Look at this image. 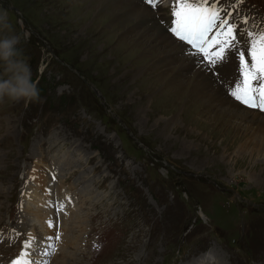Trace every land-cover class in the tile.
<instances>
[{
	"label": "rangeland",
	"instance_id": "rangeland-1",
	"mask_svg": "<svg viewBox=\"0 0 264 264\" xmlns=\"http://www.w3.org/2000/svg\"><path fill=\"white\" fill-rule=\"evenodd\" d=\"M93 2L0 0V16L12 26L0 38L20 37L40 94L30 103L0 102V264L23 252L36 264H264V151L239 150L250 118L237 124L217 114V107H236L203 95L197 72L168 64L157 31L141 16L123 5L113 11L115 0L92 11ZM220 3L234 17L264 22V0ZM159 8L155 20L166 29L173 0ZM228 61L234 75L221 74L236 80V61ZM211 74L223 84L219 72ZM198 97L208 104L184 109ZM34 173L69 188L81 213L66 239L75 243L54 246L39 225H29L46 203ZM82 184L93 205L78 192ZM53 210L59 228L63 216ZM203 251L212 253L210 263L194 259Z\"/></svg>",
	"mask_w": 264,
	"mask_h": 264
},
{
	"label": "bare ground",
	"instance_id": "bare-ground-1",
	"mask_svg": "<svg viewBox=\"0 0 264 264\" xmlns=\"http://www.w3.org/2000/svg\"><path fill=\"white\" fill-rule=\"evenodd\" d=\"M141 1V2H140ZM86 2V1H85ZM95 4H93V10L97 9V5L98 3H103L105 2V0H94ZM93 2V3H94ZM111 2V1H110ZM143 2V3H142ZM75 3V2H74ZM148 5L145 0H115L114 3H112V8L113 11H116L117 9H119L120 5L126 9L127 14L130 15H134L135 16H141L143 21L146 22L147 24L151 25L152 29H155L157 31L156 36L158 38V42L160 44V48H161V52L163 54H166V59H170L167 63L168 64H175L181 63L183 66V69L186 70L187 72L189 71L190 73H192V75L194 73H198L199 77L196 78L197 83L200 84L203 88V90L205 91V93H203V95H209L211 97H215L217 99L220 100V105L222 104H227L230 106H234L235 108H231V107H225V108H216V112L218 114V112L222 114H228L231 117H233V120L235 119L237 121V124H243L244 120L246 119V117H249V121H245L244 126H242V130L239 132L240 134V138H242V141L240 143L239 146V150L241 152L243 151H247L249 152L251 155H254L255 153H258L260 151H264V113H259L256 112L254 110L250 111L244 108H247V106H245L242 102L241 105L237 102H235L234 100L231 99V96L229 94L228 91V87L233 88L235 86V84L233 83V81H238L239 79L242 80V78H240L238 76V71H237V79H231L230 76L228 75H222L221 73L223 72V69L225 68L228 72V74H230L231 76L234 75V66H233V62L227 61V63L222 66L219 70V80L223 82V84L218 83L215 81V79L212 77L211 74V69L208 67L207 63L203 60V59H196L198 58V55L195 52L190 51L188 48H186L180 41L176 40V38H174V36H172V32L170 31L169 25H167V28L165 29L164 26L160 25V23L155 20L157 19L158 16V12L160 10L157 9L156 7L150 6V8L146 5ZM101 5V4H100ZM107 5V4H106ZM78 7V6H77ZM91 7V6H90ZM101 7V6H99ZM68 10V9H67ZM79 10V9H78ZM83 10V9H82ZM90 10V9H89ZM81 11V10H80ZM102 11V10H101ZM124 11V10H123ZM78 12V11H77ZM125 12V11H124ZM123 12V13H124ZM100 13V12H99ZM229 13V11H228ZM126 14V15H127ZM230 14V13H229ZM77 15V13H76ZM84 15V14H83ZM89 15V14H88ZM109 16V15H108ZM107 16V17H108ZM64 17V16H63ZM130 17V16H129ZM128 17V18H129ZM232 19L239 23L238 18L234 17L233 15H231ZM242 17V14L239 15V18ZM118 19V18H117ZM124 19V18H123ZM175 17L170 20L171 24L174 21ZM108 20V19H107ZM141 20V19H140ZM162 20H164L165 22V18H163ZM116 21V20H115ZM161 21V20H160ZM170 21L167 22V24H170ZM139 22V21H138ZM77 23V21H76ZM82 23V22H80ZM101 23V22H100ZM114 23V22H113ZM166 23V22H165ZM79 25V23H77ZM75 24V25H77ZM104 24V23H103ZM144 24V23H143ZM130 25V24H129ZM128 25V26H129ZM134 25V24H133ZM147 25V26H149ZM127 26V25H126ZM242 26V25H241ZM94 27V26H93ZM130 27V26H129ZM141 27V26H138ZM163 29H162V28ZM252 24L249 25L247 28H251ZM72 28V27H71ZM146 28V27H145ZM56 29V28H55ZM136 29V27H135ZM129 30V29H128ZM243 30V29H241ZM112 31V30H111ZM92 32V31H91ZM116 32V31H115ZM119 33V32H118ZM117 33V34H118ZM130 33V32H129ZM128 33V34H129ZM135 33L134 35H138V32H133ZM115 34V33H114ZM127 34V32H126ZM144 36L146 40H147V34L145 31H142V33H140ZM152 35V34H151ZM132 36V35H131ZM146 36V37H145ZM114 37V36H113ZM129 37V36H128ZM81 38V37H80ZM131 38V37H130ZM85 39V38H84ZM150 39V38H149ZM152 40V39H151ZM155 40V39H154ZM81 41V40H80ZM114 41V40H113ZM112 41V43H113ZM124 41V39H123ZM136 41V40H135ZM145 42V41H144ZM155 42V41H154ZM147 44V43H146ZM158 44V43H156ZM152 45V44H151ZM154 45V44H153ZM152 45V46H153ZM131 46V45H130ZM133 46V45H132ZM135 46V45H134ZM150 46V45H149ZM142 47V45H141ZM169 47V49H168ZM140 48V47H139ZM157 48V47H156ZM152 49V48H151ZM118 50V49H117ZM143 50V49H142ZM137 51V50H136ZM143 53V52H142ZM152 53V52H151ZM137 56V55H136ZM152 57V56H151ZM158 60V59H157ZM150 62V61H149ZM148 63V62H147ZM151 63V62H150ZM92 64V63H91ZM164 64V63H163ZM161 66V65H160ZM170 66V67H171ZM152 67V66H151ZM156 67V65H155ZM175 67V66H174ZM177 68V67H176ZM168 68H166L167 70ZM178 69V68H177ZM192 69V70H191ZM144 70V69H143ZM177 71V70H176ZM192 71V72H191ZM142 73V72H141ZM162 73V72H161ZM164 73V72H163ZM179 73V72H178ZM216 72H213V74H215ZM146 75V74H145ZM150 75V74H149ZM178 75V74H177ZM179 76V75H178ZM182 75H180L181 77ZM190 76V75H189ZM169 77V76H168ZM176 77V76H175ZM184 77V76H183ZM165 80V79H164ZM163 80V81H164ZM172 80V79H171ZM187 80V79H186ZM140 81V79H139ZM144 81V80H143ZM194 81V80H193ZM173 82V80H172ZM177 82L181 85L184 86L185 84L188 85V83H186L184 80H181V78L179 80H177ZM167 83V82H166ZM165 83V84H166ZM146 84V83H145ZM153 84V83H152ZM173 84V83H172ZM221 86H219V85ZM170 85V84H169ZM179 85V86H180ZM197 85V84H196ZM147 86V85H146ZM164 86V85H163ZM171 86V85H170ZM144 87V85H143ZM173 87V85H172ZM195 87V86H194ZM146 88V87H145ZM167 88V87H166ZM165 88V91H166ZM177 88V87H176ZM143 89V88H142ZM170 89V88H169ZM185 89V88H184ZM163 90V89H162ZM118 91V90H117ZM148 91V90H147ZM153 91V90H152ZM196 91V90H195ZM150 92V91H149ZM163 92V91H162ZM172 92V91H170ZM187 92V91H186ZM191 92V91H190ZM184 93V92H183ZM171 94V93H170ZM189 94V93H188ZM198 94V93H197ZM200 94V93H199ZM229 96H227V95ZM175 95V94H174ZM182 96V94H180ZM190 95V94H189ZM195 95V94H194ZM184 96V95H183ZM208 96V97H209ZM189 97V96H188ZM206 97V96H205ZM206 97V98H208ZM210 97V98H211ZM170 98V97H169ZM168 98V99H169ZM139 100V99H138ZM144 100V99H143ZM187 100V99H186ZM202 101H205L204 98H194L193 100L190 99V105L188 104H183L184 109L188 108L190 109L191 107L197 106V104ZM218 100V101H219ZM200 101V102H199ZM206 104H208V101H205ZM215 102V101H214ZM171 103V102H170ZM174 103V100H173ZM176 103V102H175ZM201 103V104H202ZM163 104V103H161ZM179 104V103H178ZM177 104V106H178ZM200 104V105H201ZM168 105V104H167ZM218 105V104H217ZM199 106V105H198ZM158 107V106H157ZM162 107V106H161ZM176 107V106H174ZM206 107V106H205ZM209 107L213 106L211 105V102L209 103ZM140 108V107H139ZM168 108V107H167ZM172 108V107H171ZM204 108V107H202ZM239 108L243 109L245 111V113L239 112ZM161 109V108H160ZM175 109V108H174ZM173 109V110H174ZM206 109V108H205ZM172 110V109H171ZM196 110V109H195ZM202 110V109H201ZM188 111V110H187ZM155 113V112H154ZM153 113V114H154ZM171 113V112H170ZM174 113V112H173ZM206 113V112H205ZM150 115V114H149ZM248 115V116H247ZM202 116V115H201ZM209 116V113H208ZM205 118V117H204ZM210 118V116H209ZM223 118V117H222ZM217 119V118H216ZM124 120V119H123ZM231 120V119H230ZM166 121V120H165ZM174 121L173 117L170 119V122H168V125L172 124V122ZM222 121V120H221ZM218 122V121H217ZM160 124V123H159ZM165 124V123H164ZM229 124V122H228ZM231 124V123H230ZM236 125V124H235ZM255 125V126H253ZM166 127V126H165ZM219 127V126H218ZM231 128V127H230ZM240 128V127H239ZM249 130L251 132H249ZM166 131V130H165ZM233 131V130H232ZM222 133V132H221ZM229 133V132H228ZM225 134V133H224ZM236 134V133H235ZM228 136V135H227ZM220 137V135H219ZM237 138V137H236ZM226 139V138H225ZM239 140V139H238ZM234 141V140H233ZM230 142V141H229ZM224 143V142H223ZM236 143V142H235ZM234 143V144H235ZM36 145V144H35ZM232 146V145H231ZM128 149V148H127ZM40 171V170H39ZM37 172V171H36ZM40 174L38 173H34L33 176V185H34V190H39L42 192V194L46 199V203L44 202V205H41L39 208V205H37L38 207H36L37 212H35L36 214H33L34 218H27V221L30 220L31 222H29L30 226H35V225H39L40 228L45 232V234L47 235L48 241L51 240V243L55 246L57 244H61L62 247H64L65 244H67L68 242H74L73 240L77 241V238L75 239L73 234V240L69 239V241H66L67 237L69 236V233H72V228L76 227L80 220H81V213L79 212V207H77L74 203H73V199L70 198V194H69V188L68 187H64L63 185L61 186L60 190H59V186L61 184L57 183L56 186H58V188H56L55 186L50 185L49 183H46V178L45 176L43 177H37ZM37 177V178H36ZM75 182V181H74ZM73 182V184H74ZM72 184V185H73ZM83 186V184L79 187L78 192L82 193L83 195H90L89 203L91 205H93V201H92V190L91 192H85L84 190H81V187ZM59 190V193H56L55 190ZM58 192V191H57ZM56 193V194H55ZM57 195V196H56ZM59 197V198H57ZM52 198L55 199V202L52 201ZM94 201H97V198L94 197ZM61 205H63V208L61 209ZM58 209V211L61 213L59 216H63L62 221H59V228L55 226V223L58 222L56 217V213L55 211L52 209L55 208ZM33 208V207H32ZM78 208V209H77ZM52 211V212H51ZM34 212V210H33ZM58 216V217H59ZM35 221V223H33ZM27 224V223H26ZM52 226H49V225ZM29 226V227H30ZM57 229V230H56ZM34 231V230H32ZM35 236V235H34ZM59 236V239H57L56 237ZM75 243V242H74ZM50 244V243H49ZM48 244V245H49ZM51 246V245H50ZM73 245L71 244V247ZM59 250V247H58ZM24 253V252H23ZM29 254V253H28ZM67 254V253H65ZM212 253L209 252V254L207 253V256L209 257V255H211ZM204 257L206 258V255H200L198 257H194L195 260H198L199 258ZM70 258V257H69ZM20 261L24 262V261H30L28 255L27 257L25 256H20V258H18ZM17 259V260H18ZM60 259V258H59ZM63 259V258H62ZM65 259V257H64ZM202 260V259H201ZM198 263V262H196Z\"/></svg>",
	"mask_w": 264,
	"mask_h": 264
},
{
	"label": "snow or ice",
	"instance_id": "snow-or-ice-1",
	"mask_svg": "<svg viewBox=\"0 0 264 264\" xmlns=\"http://www.w3.org/2000/svg\"><path fill=\"white\" fill-rule=\"evenodd\" d=\"M145 2L156 7L163 0ZM241 2L233 0L237 5ZM172 12L175 19L170 31L195 49L213 72H219L229 57L234 58L242 80L233 81L235 88H230V94L244 105L264 111V22L253 21L251 28L241 30V25L248 24L249 20L235 22L220 0H173ZM30 246V242L25 245ZM13 264L36 262L18 259Z\"/></svg>",
	"mask_w": 264,
	"mask_h": 264
},
{
	"label": "clouds",
	"instance_id": "clouds-1",
	"mask_svg": "<svg viewBox=\"0 0 264 264\" xmlns=\"http://www.w3.org/2000/svg\"><path fill=\"white\" fill-rule=\"evenodd\" d=\"M0 32H12L7 16H0ZM20 37L15 34L0 38V102L23 100L25 103L40 99L39 89L32 79L31 67L18 47Z\"/></svg>",
	"mask_w": 264,
	"mask_h": 264
},
{
	"label": "trees",
	"instance_id": "trees-1",
	"mask_svg": "<svg viewBox=\"0 0 264 264\" xmlns=\"http://www.w3.org/2000/svg\"><path fill=\"white\" fill-rule=\"evenodd\" d=\"M100 110H101V108H100ZM121 127V126H120Z\"/></svg>",
	"mask_w": 264,
	"mask_h": 264
}]
</instances>
